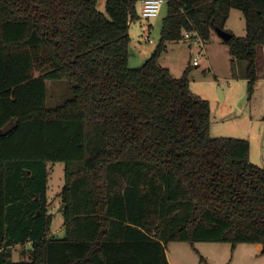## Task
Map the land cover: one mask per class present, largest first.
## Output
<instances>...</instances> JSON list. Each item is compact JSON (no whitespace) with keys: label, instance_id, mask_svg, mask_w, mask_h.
Here are the masks:
<instances>
[{"label":"trees","instance_id":"16d2710c","mask_svg":"<svg viewBox=\"0 0 264 264\" xmlns=\"http://www.w3.org/2000/svg\"><path fill=\"white\" fill-rule=\"evenodd\" d=\"M141 1L106 0L104 15L97 0H0V264H169L171 242L260 244L264 256V166L248 141L210 136L189 67L174 78L159 65L168 43H208L237 10L245 36L222 42L250 98L264 0H165L158 44L130 67ZM47 81L71 97L47 108ZM53 163L64 165L62 239L49 238ZM24 244L28 261L12 262Z\"/></svg>","mask_w":264,"mask_h":264},{"label":"rangeland","instance_id":"374dc122","mask_svg":"<svg viewBox=\"0 0 264 264\" xmlns=\"http://www.w3.org/2000/svg\"><path fill=\"white\" fill-rule=\"evenodd\" d=\"M105 4L106 0H97L96 4V9L104 15H106ZM140 9L141 7L138 5V19H135L129 25L130 67L140 66L149 58L158 44L162 20L167 13V4L166 2L163 3L157 17L148 20L141 17ZM225 30L238 38L245 36V22L239 11L234 10L230 14ZM144 35H147L152 40L153 45L143 41ZM189 36L190 38L188 37V39L180 42L168 43L165 52L159 58V65L167 68L174 78H179L184 70L189 67V88L191 93L209 103L211 112L210 136L212 138L241 139L246 141H249L248 138L254 139L255 137V141H252L255 153L260 143L259 137L264 131V123L262 124V120H264V75L255 83L253 93L249 98L247 84L238 76V72L239 74L243 72V65L240 63L236 64L234 65L235 69L232 68L231 70V57L228 47L223 44L222 40L213 33L208 43H201L199 39ZM197 54L199 56V64L198 66H192V59ZM232 79L235 81L232 82ZM46 87L47 108H54L71 97L65 81H47ZM218 90H220L222 95L224 91L226 98L224 101H220ZM228 90L232 91L231 96L228 94ZM241 112L245 114L243 115ZM250 118L254 121L252 129L250 127ZM260 159L262 158L260 157ZM262 166L264 164L260 167ZM47 169L46 202L47 214L50 217L49 238L62 239L65 237V230L63 228L60 193L64 185V165L62 163L48 164ZM168 250L169 258L171 259L174 253L171 248H168ZM28 251V244L12 248V262L28 261ZM174 259L177 261L183 260L175 255Z\"/></svg>","mask_w":264,"mask_h":264},{"label":"crops","instance_id":"0c3cea01","mask_svg":"<svg viewBox=\"0 0 264 264\" xmlns=\"http://www.w3.org/2000/svg\"><path fill=\"white\" fill-rule=\"evenodd\" d=\"M234 10H231L230 14ZM229 19V18H228ZM228 21V20H227ZM227 24V22H226ZM226 29V25H225ZM212 37V36H211ZM135 55V54H134ZM135 57V56H134ZM136 58V57H135ZM142 61V60H140ZM233 80V81H232ZM234 82L235 80L232 79ZM230 81V82H231ZM259 81V80H258ZM233 84V83H232ZM257 85V84H256ZM232 91L228 90L231 96ZM225 94L223 91V100ZM243 115L244 112H241ZM264 120H262V124ZM254 121L250 118V127L253 128ZM250 133V132H249ZM251 137V136H250ZM249 139V160L254 165L260 167L264 164V131L259 137V145L257 150L253 151L252 141L255 137ZM260 157L262 159H260ZM255 159V160H254ZM171 248L175 256L181 257L183 260L177 261L173 257L169 258V250ZM260 244H236L232 246L228 243H168L165 247V256L169 264H264V256L261 254Z\"/></svg>","mask_w":264,"mask_h":264},{"label":"built area","instance_id":"2783aa9c","mask_svg":"<svg viewBox=\"0 0 264 264\" xmlns=\"http://www.w3.org/2000/svg\"><path fill=\"white\" fill-rule=\"evenodd\" d=\"M165 2V0H143L140 3V15L143 19H152L158 16L161 6L163 5V3ZM190 34H184V38L188 39V37ZM143 41L145 43H148L150 45H153L152 40L149 39V37L147 35L143 36ZM198 61H199V56L198 54L195 55V57L192 59V66H198Z\"/></svg>","mask_w":264,"mask_h":264},{"label":"water","instance_id":"95a60500","mask_svg":"<svg viewBox=\"0 0 264 264\" xmlns=\"http://www.w3.org/2000/svg\"><path fill=\"white\" fill-rule=\"evenodd\" d=\"M215 33L223 42H227L231 38V35L229 33H227L226 31H223V30L215 29ZM218 95H219L220 101H222L223 95L220 92V90H218ZM0 135H1V131H0ZM62 208H63V205H61V209Z\"/></svg>","mask_w":264,"mask_h":264}]
</instances>
